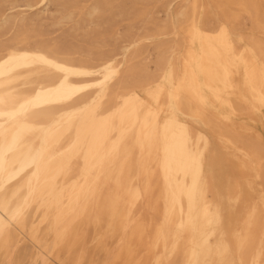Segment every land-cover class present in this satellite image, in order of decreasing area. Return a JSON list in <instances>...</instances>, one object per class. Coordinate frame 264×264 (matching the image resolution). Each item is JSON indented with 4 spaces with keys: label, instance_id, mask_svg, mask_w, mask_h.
I'll return each instance as SVG.
<instances>
[{
    "label": "bare ground",
    "instance_id": "bare-ground-1",
    "mask_svg": "<svg viewBox=\"0 0 264 264\" xmlns=\"http://www.w3.org/2000/svg\"><path fill=\"white\" fill-rule=\"evenodd\" d=\"M174 2L0 0V264L90 223L124 264L146 237L149 264H264L261 135L228 127L264 107V40L233 29L264 26V0Z\"/></svg>",
    "mask_w": 264,
    "mask_h": 264
},
{
    "label": "rangeland",
    "instance_id": "rangeland-1",
    "mask_svg": "<svg viewBox=\"0 0 264 264\" xmlns=\"http://www.w3.org/2000/svg\"><path fill=\"white\" fill-rule=\"evenodd\" d=\"M204 2H208L210 4V0H204ZM183 3V0H175L173 3L174 6V13ZM214 8V11L222 17L221 12L215 7V5L211 4ZM241 23L245 22V19L242 18L240 20ZM233 29L235 32L243 33L246 36L254 35L255 37L262 38L264 40V26L258 28H249L247 25H237L233 24ZM79 40L83 41V39ZM243 41V44H249V41ZM141 51L137 54V56H133L128 54V57L131 58V63L133 65L144 66L148 61V54L149 51L153 50L154 43L143 42L142 43ZM151 67L154 68V65L151 64ZM214 114V113H213ZM253 119H250V118ZM194 126L197 127H205L213 137L214 142L219 143L217 139V135L214 131L209 129L206 125L196 124L193 123ZM230 130L236 132L241 140L245 142L248 147H257L259 145V136L261 135V143L263 144L264 148V107L260 109H256L253 113H247L241 117H238L237 120L231 125H228ZM228 151L226 148L219 145L218 152L222 154H227ZM235 154L237 153L236 150ZM239 155V154H237ZM228 158L232 161L233 165V173H238L239 168V161H235L231 155H227ZM238 165V167H235ZM262 176L260 178L255 179L254 185L256 188L258 185L264 187V159L262 160ZM255 196L250 197L249 203L251 204L256 199ZM136 216L138 215L141 219L146 220L147 222L154 217L155 212L147 207V200H143L136 209ZM103 221L106 222V218H103ZM104 231L103 229L95 230V227L90 224H85L82 228L79 229V237L75 241L74 245L71 247H66L63 245V248L59 249H52V238H49L47 242L50 250H45L44 248H38L35 242L32 241L31 238L27 237L25 239V246L27 249V257L24 264H124V259H116L120 252H125L126 248L124 247V239L121 238H106L104 243L98 242L95 238L97 232ZM130 228H128L125 233H129ZM46 228H42L40 232V236H46ZM150 234V231H148ZM121 239V240H120ZM233 241V239H232ZM135 245H133V256L136 262L140 264H149L151 261V253H150V238H145L143 241L135 240ZM60 254L62 261L57 259V255ZM171 264H177L173 262Z\"/></svg>",
    "mask_w": 264,
    "mask_h": 264
}]
</instances>
